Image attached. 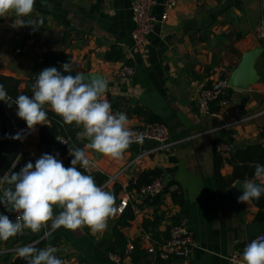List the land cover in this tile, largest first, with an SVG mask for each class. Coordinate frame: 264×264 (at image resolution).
Segmentation results:
<instances>
[{"label": "crops", "instance_id": "crops-1", "mask_svg": "<svg viewBox=\"0 0 264 264\" xmlns=\"http://www.w3.org/2000/svg\"><path fill=\"white\" fill-rule=\"evenodd\" d=\"M166 1L155 0L153 13L159 17L166 12L167 19L155 24L139 49L131 40L132 0H35L34 11L28 17L11 12L0 17L1 76L21 80L19 88L23 90L36 55L50 61L46 66L69 63L74 71L100 74L107 81L104 95L113 112L126 113L130 128L149 123V116L155 117L167 127L170 144L156 151L155 142L132 144L121 160L87 149L93 165L86 172L105 176L102 185L116 176L104 189L109 191L115 183L121 185L117 204L127 197L134 209V219L122 229L127 239L126 255L118 262L111 258L108 248L120 214L108 220L103 232L93 233L86 226L75 231L63 227L52 230L50 224L39 233L24 230L0 245V254H12L15 259L21 247L52 246L64 264H156L159 245L175 224L174 219L183 216L198 248L188 260L172 258L167 264H228L234 251L243 253L251 242L246 239V226L264 223L256 221L258 208L252 201L238 202L230 187L227 191L218 188L213 175L217 142H227L232 151L248 147L251 140L264 146L263 52L254 63L258 77L255 83L243 91L231 88L226 95L228 103L213 115H200L197 109L202 89L220 78H229L246 52L262 49L264 40L258 31L261 25L264 27V0H174L172 8L165 7ZM41 18L43 25L36 36L24 39L27 24L13 26L16 20ZM112 47L120 50L124 60L104 59ZM16 48L22 52L14 54ZM124 66H130L132 74L119 76ZM45 108L51 110L49 105ZM139 109L145 115H138ZM6 114L9 120L21 121L13 110L6 109ZM82 133H78L79 139L85 138ZM50 151L38 145L36 134L20 143L19 156L7 175L19 172L28 162L34 165ZM153 169L163 171L169 190L161 194L158 206L139 208L144 198L139 191H128L127 186L143 171ZM220 172L229 178L232 167L224 162ZM169 179L174 181L173 186H168ZM176 190L184 197L185 215L172 201L171 192ZM60 211L54 208L56 214ZM154 212L161 222L156 229L145 232L142 223L153 220ZM12 215L8 213L13 220ZM45 232L49 233L46 237ZM40 241L44 242L42 246ZM135 243L144 251V257L129 256ZM23 264H27L25 259Z\"/></svg>", "mask_w": 264, "mask_h": 264}, {"label": "clouds", "instance_id": "clouds-1", "mask_svg": "<svg viewBox=\"0 0 264 264\" xmlns=\"http://www.w3.org/2000/svg\"><path fill=\"white\" fill-rule=\"evenodd\" d=\"M34 5L35 0H0V17H6L10 12L20 18L28 17L33 13ZM25 24L35 30L43 25V19L16 20L13 26ZM62 68L65 72L72 71L69 63L63 64ZM86 80L83 72L65 76L55 67L46 68L36 78L32 96L21 94L12 103L4 85L0 84V101L9 106L14 103L18 117L26 122L28 129L47 124L45 105H49L65 124L82 127L83 137L90 141L83 148L70 145L69 153L73 157L70 167H65L53 155L43 154L34 165L28 162L19 172L5 174L4 179L12 187L3 190L0 204L6 211L18 215L13 221L0 213V241L22 235L25 229L39 233L49 224L52 230L63 227L75 231L86 226L93 233L103 232L108 227V220L122 210L116 205L115 194L97 185L95 178L80 168L87 170L93 165L87 149L121 160L133 143L142 142V137L130 129L126 113H114L111 104L102 99L108 91L107 81L93 77ZM10 138L21 140L22 136L17 133ZM254 177V180L235 182L233 187L241 191L238 202L248 204L264 195V165L255 166ZM55 207L61 209L58 214L54 212ZM48 235L45 232V237ZM56 252L52 246L17 249V255L27 264H64ZM242 264H264V236L246 245Z\"/></svg>", "mask_w": 264, "mask_h": 264}, {"label": "trees", "instance_id": "trees-1", "mask_svg": "<svg viewBox=\"0 0 264 264\" xmlns=\"http://www.w3.org/2000/svg\"><path fill=\"white\" fill-rule=\"evenodd\" d=\"M38 29L34 31V28L31 26H28L24 30V39L32 36L37 35ZM34 60V67L31 70L30 77L27 81H25V88L23 90H20L19 86L21 83V80L15 79L13 77H7V76H1L0 75V84H3L8 95L12 98L10 103H12L16 97H18L21 94L32 96V86L36 81V78L39 76H33V73L40 67L46 66L50 63V61L44 60L42 56H34L32 58ZM104 59L111 62H117L124 60L123 54L120 52L118 48L112 47L110 51H108ZM64 63V60L63 62ZM225 98L228 99L227 96ZM6 109L13 110L17 112V106L13 103L11 106H9L8 103H5L4 101H0V149H3L6 147L8 142V136H9V130H8V123L9 118L6 114ZM47 110V109H46ZM219 110L218 100L211 103L210 105V111L217 112ZM48 112V124L40 125L37 128V135H38V145L43 148H51L50 155L56 156H67L65 162L63 163L65 167L71 166V160L73 157L69 153V147L72 145L73 147H81L83 148L85 146V143H87V138L84 139H78V133L83 131L82 127H77L75 124L69 125L65 124L63 122L62 117L57 115L54 111L47 110ZM136 113L138 115H145V113L142 110H137ZM150 117L149 123H159L156 122L155 117ZM20 125H25L26 122L21 119L19 122ZM262 135L264 136V128ZM58 138H66L68 140L69 144H66L64 146L58 144ZM214 159H213V175L214 180L218 186V188L222 191H227L228 188L235 182V181H244V180H254V171L255 166L257 164L264 165V146L262 145H255V146H248L244 149L235 150L231 153V157L228 160H223L221 156L217 154V152L214 149ZM58 154V155H57ZM227 163L232 167V174L229 178H224L220 172L221 166L223 163ZM79 168L80 166L77 165ZM82 172H85V174H91L97 183V185H102V183L106 180V177L99 174V173H88L83 168H80ZM171 172L172 170H168ZM163 171L160 169H153V170H147L140 173L138 176L133 178L129 181V184L127 186L128 191H135L138 192L140 188L143 186L148 185L150 182H152L155 178L162 176ZM172 178V177H171ZM174 181L172 179H169L168 186H173ZM12 187L7 183V181H3L1 183L0 187V195H2L3 190ZM122 187L121 185L115 183L109 190L110 192H113L116 196V204L118 202V195L121 192ZM168 187L165 188L163 192H167ZM161 192L158 195H155L153 197H145L142 200V204L138 207L141 208L143 205L156 207L160 204V198ZM172 201L174 204L178 205L184 212L185 215V200L182 195L178 193V191L171 192ZM252 203L258 208V213L256 216V221L258 222H264V195L260 197L259 200H253ZM0 210L1 213L8 215V211L3 208V204H0ZM153 220H144L142 223V227L145 232L152 231L156 229V227L161 222V217L158 216L154 212ZM134 209L132 208L131 204L126 206L122 213L118 216V218L115 221V224L112 228V234H113V241L109 245V252L112 255H115L119 257L120 259L125 257L126 255V246H127V239L122 232V229L127 227L130 222L134 219ZM183 217V216H182ZM180 218H175V223L178 222ZM167 238V236H166ZM7 241H0V245H5ZM44 244L43 241L39 242V246H42ZM9 248H11V244H8ZM129 256L134 259L139 257H144L145 253L143 250L138 249L137 243L134 244L132 251L130 252ZM171 262V260H163L159 256H157L156 264H167ZM0 264H23V259L20 257L13 258L12 254L4 253L0 254Z\"/></svg>", "mask_w": 264, "mask_h": 264}, {"label": "built area", "instance_id": "built-area-1", "mask_svg": "<svg viewBox=\"0 0 264 264\" xmlns=\"http://www.w3.org/2000/svg\"><path fill=\"white\" fill-rule=\"evenodd\" d=\"M164 5L166 8H172L175 6V1L168 0ZM154 6L155 0H132L131 10L133 30L131 32V40L133 47L136 49L142 48L145 45L147 37L152 33L156 23H164L167 19L166 12H163L159 17H157L153 13ZM258 36L261 40H264L263 25H261L258 31ZM262 49L264 54V44H262ZM21 52V48H16L14 50V54H19ZM132 72L133 70L130 66H124L118 75L125 77L132 74ZM227 80L228 78H220L213 82L210 87L204 88L199 92L197 109L200 115H213V113L210 111V105L217 100L219 107H224L228 103V100L225 98V96L228 94L231 88L228 86ZM102 99H106L105 95H103ZM130 129L142 137V142H155L157 147L154 149V151L164 150L170 146L168 143V129L161 123H146ZM8 130L9 134L12 133L14 136L17 133L21 134L22 139L17 140L19 143H23L37 134L36 128L34 130L28 129L27 125H20L14 120H9ZM60 139H63L68 143L66 138L60 137ZM58 144L62 146L66 145V143L61 142L59 139ZM215 151L219 156H221L223 160L230 159L231 153L233 152L230 144L225 141L217 142L215 144ZM56 158L64 163L67 156H56ZM115 178L116 176L109 178L107 182L102 185V187L105 188L108 184L112 183ZM166 187L167 181L163 176H159L148 185L140 188L139 196L142 198L152 197L163 192ZM127 205V197L123 200H120L117 206L122 210L118 212V214H121ZM17 215L18 213L13 212L12 218L14 221ZM196 248H198V243L195 240L193 233L186 226V218L181 217L177 223L170 226L167 238L159 245L158 254L163 260L179 258L186 261L194 253ZM111 258L116 262L120 260V258L115 255H112ZM228 264H242V253L238 250L234 251L229 257Z\"/></svg>", "mask_w": 264, "mask_h": 264}, {"label": "water", "instance_id": "water-1", "mask_svg": "<svg viewBox=\"0 0 264 264\" xmlns=\"http://www.w3.org/2000/svg\"><path fill=\"white\" fill-rule=\"evenodd\" d=\"M262 49H255L249 52H246L239 62L238 66L231 72L227 84L230 88L236 90H246L247 87L258 80L257 74L254 69V63L256 59L262 54ZM55 67L61 74L73 75L77 74V71L72 70L71 72H65L62 68V65H48L38 69L34 76L39 75L44 69ZM87 80L90 81L93 78H100L104 80V77L96 73H85ZM12 133L8 136V142L5 148L0 149V185L4 179L5 174L9 172L14 163L16 162L19 153H20V143L16 139H12ZM89 141V140H88ZM90 142V141H89ZM258 144L256 141H248V146H253ZM99 154V153H98ZM100 155V154H99ZM237 182V181H235ZM235 182L230 186V192L235 199L241 195V191L238 188L233 187ZM264 236V223H253L246 226V239L251 241L254 238Z\"/></svg>", "mask_w": 264, "mask_h": 264}]
</instances>
